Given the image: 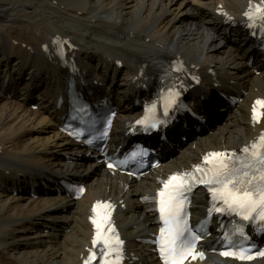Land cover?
I'll list each match as a JSON object with an SVG mask.
<instances>
[{
  "label": "bare ground",
  "instance_id": "1",
  "mask_svg": "<svg viewBox=\"0 0 264 264\" xmlns=\"http://www.w3.org/2000/svg\"><path fill=\"white\" fill-rule=\"evenodd\" d=\"M254 1L0 0V264H83L93 235L90 209L100 198L115 201L129 264L156 263L140 239L156 229L154 204L145 197L155 194L158 180L209 150H238L264 129V117L261 123L253 119L256 101L264 100V59L251 49L254 41L244 28ZM231 30L236 37L228 35ZM58 38L74 44L83 90L118 109L113 140L140 114L148 88L157 83L143 57L182 60L202 75L188 96L207 116L205 125L200 131L195 120L174 125L162 165L139 180L80 156L82 147L74 148L60 128L69 70L56 58ZM237 90L242 98L230 106L225 92ZM220 100L228 102L220 109L226 113L207 110V102ZM63 176L87 185L81 199L55 182ZM197 197L196 214L207 201L205 193ZM204 250L206 260L191 264H264V258L241 263L219 257L208 245Z\"/></svg>",
  "mask_w": 264,
  "mask_h": 264
},
{
  "label": "snow or ice",
  "instance_id": "2",
  "mask_svg": "<svg viewBox=\"0 0 264 264\" xmlns=\"http://www.w3.org/2000/svg\"><path fill=\"white\" fill-rule=\"evenodd\" d=\"M256 104L264 107V101L258 100ZM259 118L260 114L254 107L253 119L256 121ZM143 122L138 121V123ZM260 145H264V135L260 137ZM257 147V144H253L251 151L247 147L242 150L248 155L239 160V167H229V164L225 162L226 154H210L212 157L220 159L217 161V166L210 170L212 174L207 179H200L199 182L208 186L216 185V187H209L214 199L222 201L229 211L237 213L243 220L258 218L264 222V151H256ZM109 166L111 167V165ZM199 170L197 168V171ZM184 183V177L172 176L164 184L165 190L159 193V210L165 223V227L160 230V253L165 264H182L188 256H192L193 259L197 255L201 258L203 256L202 253L195 252V241L200 239L199 236L194 235L191 240L182 239L187 231L186 221L182 224L180 219L182 201L177 203L176 196L167 191L171 186L176 192H179L183 189ZM216 211H223V209L217 208ZM92 222L97 229L93 245L103 240V244L109 248V252L113 251L109 247V239L102 236L101 223L95 219ZM107 231L111 232L113 229L109 228ZM116 242L117 244L122 243L119 240ZM108 254V252L104 253L105 256ZM222 255H233L242 260L254 258L252 255L246 256L244 250L240 253L225 251ZM259 255L264 256V252H260ZM92 258H94V254L90 257V259ZM85 264H89V261H86ZM104 264H108V262L105 261Z\"/></svg>",
  "mask_w": 264,
  "mask_h": 264
},
{
  "label": "rangeland",
  "instance_id": "3",
  "mask_svg": "<svg viewBox=\"0 0 264 264\" xmlns=\"http://www.w3.org/2000/svg\"><path fill=\"white\" fill-rule=\"evenodd\" d=\"M232 37H236V35H235V32H233V31H231V34H230ZM229 35V36H230ZM122 75H119L118 77H119V79H123V77H121ZM221 107H223V105H221V104H218V106H217V108H218V110H220L221 109ZM34 109H36V108H34ZM220 112H227V110H220ZM217 113V112H216ZM23 243H25L24 241L23 242H20V243H18V244H23Z\"/></svg>",
  "mask_w": 264,
  "mask_h": 264
}]
</instances>
